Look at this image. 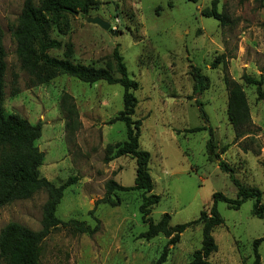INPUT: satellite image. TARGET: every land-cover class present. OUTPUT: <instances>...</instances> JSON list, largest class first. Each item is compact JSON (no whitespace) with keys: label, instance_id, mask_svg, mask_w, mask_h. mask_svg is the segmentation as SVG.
Returning <instances> with one entry per match:
<instances>
[{"label":"rangeland","instance_id":"1","mask_svg":"<svg viewBox=\"0 0 264 264\" xmlns=\"http://www.w3.org/2000/svg\"><path fill=\"white\" fill-rule=\"evenodd\" d=\"M23 1L0 0L6 51L5 111L32 124L41 122V136L35 142L44 153L41 176L56 185L70 176L78 178L64 190L57 217L91 226L94 218L100 220L93 235L62 225L51 230L42 242L40 264H154L168 238L162 234L150 240L138 238L147 228L139 211L142 192L115 190L109 199L116 205H95L104 196L108 180L122 186L134 184V159L105 160L111 156L107 145L126 138L122 122L108 123L123 107L122 87L103 81L88 84L65 74L32 85L30 76L19 67L11 36ZM96 1L86 15H69L61 31L49 30V36L61 43L49 53L85 65L113 68V49L120 51L128 74L138 82L134 91L138 103L132 118L142 121L139 146L150 154L153 193L160 195L149 214L152 220L156 222L168 213L170 225L186 223L196 220L202 210L208 212L214 192L235 197L236 186L229 174L206 153L210 130L214 153L243 184L258 188L264 203V97L242 78L243 74L262 78L264 92V0ZM213 7L223 22L202 15L203 10ZM86 17H100L110 28L86 22ZM191 65L198 67L208 82L201 94H193ZM225 78L240 85L249 107L251 123L241 128L248 134L239 139L234 138L235 129L228 119ZM63 93L71 96L77 112L69 125L61 106ZM196 126L204 129L184 132ZM224 146L227 148L221 152ZM46 198L44 191H38L0 208V230L9 222L40 229ZM252 207L253 199L236 210L222 201L217 203L223 223L212 229L217 249L208 260L213 264L254 263L253 241L264 236V215L253 216ZM201 241V224L187 227L179 241L168 246L162 264H190ZM256 252L259 264H264V241L258 243Z\"/></svg>","mask_w":264,"mask_h":264},{"label":"trees","instance_id":"2","mask_svg":"<svg viewBox=\"0 0 264 264\" xmlns=\"http://www.w3.org/2000/svg\"><path fill=\"white\" fill-rule=\"evenodd\" d=\"M195 2L196 0H189ZM96 0H24L16 23L11 29V36L15 42V55L21 70L30 76L32 85L48 83L57 75L65 74L74 77L84 83L93 84L103 81L107 84H119L122 87L123 107L112 117L108 123L120 121L125 126L126 138L114 145H107L106 151L111 156L105 158L110 161L113 158L129 156L135 160V178L132 186H122L114 180H108L105 184L104 196L96 200L99 203L116 205L109 199L115 191L139 190L142 192L139 211L141 220L147 225L145 231L138 238L150 240L160 234L168 238L162 252L154 264H162L167 257L168 246L179 241L180 234L189 226L200 223L202 226V241L199 249L192 254L190 264H213L208 260L210 254L216 251L217 245L212 236L214 226L223 223L217 210V203L222 201L230 209H238L248 199H253L252 214L262 218L264 215V203L261 202L262 192L256 188L243 184L234 175V170L228 163L214 153L213 137L211 130L206 143V153L212 160H218L221 171L228 173L231 181L236 186V195L230 198L221 192L212 194V204L205 212L202 210L196 220L182 224L170 225V215L163 213L158 221L154 222L149 216L151 208L159 202L160 195L153 193L152 177L149 173L148 162L150 154L139 146L141 119H133L137 106V98L134 91L138 88V82L127 71L123 56L117 47L113 49V68L94 67L67 58H58L50 55L49 51L59 49V40L49 36V30L54 27L58 31L67 24L68 16L76 12L86 15ZM202 15L213 17L223 22V16L213 7L203 10ZM3 30L0 27V208L17 200L28 199L38 191L46 193V200L42 207L41 227L38 230L28 229L19 223L9 222L0 230V262L4 264H40L42 242L59 225L69 227L77 233L93 235L99 230L100 220L94 218L95 225L91 226L84 221L69 219L63 221L56 215L64 190L74 184L78 178L68 177L63 183L56 185L46 177L41 176L39 167L42 165L44 153L38 149L35 142L41 136L42 124L30 123L26 118L17 113L7 114L4 108V88L6 71V51L3 45ZM224 57V56H223ZM217 61V60H216ZM216 61L211 66L215 67ZM190 75L193 79V94H201L208 88L206 77L198 67L190 66ZM113 70L118 74L115 76ZM245 83L255 85L259 97H264L261 91L262 78L255 79L246 74L242 76ZM229 89V101L227 107L228 119L235 129V139L248 134L241 130L250 125L249 107L245 93L239 84L225 78ZM14 89L12 94H16ZM61 106L66 112L71 124V117L77 118L75 105L69 94L63 93ZM203 115L202 110H200ZM79 123V121H78ZM196 126L185 129L184 132L194 133L203 130ZM227 146L221 148V152ZM264 168V161L262 162ZM94 208L89 211L93 214ZM264 241V236L253 241L255 260L253 264H259V256L256 246Z\"/></svg>","mask_w":264,"mask_h":264},{"label":"water","instance_id":"3","mask_svg":"<svg viewBox=\"0 0 264 264\" xmlns=\"http://www.w3.org/2000/svg\"><path fill=\"white\" fill-rule=\"evenodd\" d=\"M78 12H76L75 14H77ZM86 22L92 23V24H96L99 27H101L102 29H109L110 28V24L109 22L101 19L100 17H86L85 18ZM112 31V30H111Z\"/></svg>","mask_w":264,"mask_h":264}]
</instances>
